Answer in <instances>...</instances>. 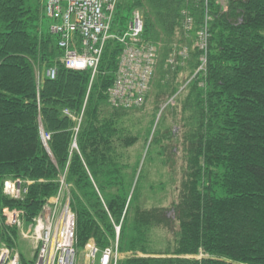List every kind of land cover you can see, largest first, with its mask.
Returning a JSON list of instances; mask_svg holds the SVG:
<instances>
[{"label":"trees","instance_id":"16d2710c","mask_svg":"<svg viewBox=\"0 0 264 264\" xmlns=\"http://www.w3.org/2000/svg\"><path fill=\"white\" fill-rule=\"evenodd\" d=\"M223 1L225 10L221 0H117L114 38L106 41L90 83V71H70L61 62L46 0H0V248L17 250L20 236L4 210L18 212L28 227L65 186L79 250L92 242L103 251L117 240L118 264H264V0ZM136 11L143 19L141 42L162 49L149 88L157 100L132 136L126 113L144 112L151 92L141 107L125 109L109 103L108 91L122 52L116 37ZM183 12L192 22L187 32ZM204 26L206 64L197 72L195 45ZM174 43L186 44L188 57L170 70L165 64ZM164 94L175 97L176 108L167 109L180 116L177 132L164 112L156 121ZM65 110L82 113L76 138ZM41 133L49 136L46 144ZM139 140L145 157L130 165L127 151ZM153 155L169 179L149 189H174L170 209L140 205ZM7 181L24 184L26 193L5 195ZM175 225L172 249L158 253L152 231L172 233Z\"/></svg>","mask_w":264,"mask_h":264},{"label":"built area","instance_id":"2783aa9c","mask_svg":"<svg viewBox=\"0 0 264 264\" xmlns=\"http://www.w3.org/2000/svg\"><path fill=\"white\" fill-rule=\"evenodd\" d=\"M116 3L117 0H46L45 13L52 21L50 33L55 37L57 48L62 52L61 62L70 71H90V83L97 73L106 41L114 38L110 33V26ZM182 24L186 32L192 25L186 12H183ZM142 32L143 19L136 11L127 30L116 37L122 45V52L114 83L108 91V101L114 107H141L152 83L157 62V47L141 42ZM197 35L195 47L201 52L197 70L199 72L206 64V26L201 28ZM187 57L188 50L185 47L183 52L180 50L176 56L173 55L167 64L174 66L177 60L184 61ZM55 75L53 69L46 73L49 79H54ZM63 113L75 123L73 136L76 138L82 113L79 116H74L67 110ZM42 140L46 144L49 136L42 133ZM72 147H76L75 142ZM62 190L61 187V192L50 199L34 224L28 226L25 231L19 213L4 210L6 223L19 228L22 237L31 240L35 251L32 264H117L116 245L115 249L110 247L99 251L92 242L84 246L83 260L80 261L75 238V216L69 208V202H63ZM3 191L10 198L19 199L27 189L18 181H7ZM0 264H21L20 255L16 250L0 248Z\"/></svg>","mask_w":264,"mask_h":264},{"label":"rangeland","instance_id":"374dc122","mask_svg":"<svg viewBox=\"0 0 264 264\" xmlns=\"http://www.w3.org/2000/svg\"><path fill=\"white\" fill-rule=\"evenodd\" d=\"M221 5H223V8L225 10V1L221 0ZM50 21L46 20L44 22V26L45 29H49L50 26ZM198 36V35H197ZM185 46H187L186 44H181V43H174L171 46V52L169 53V56L166 59V67H168V69L170 70H174L177 67L176 66H167V62L169 59L173 58V55H177V53L181 50L183 52ZM162 49V44L161 46H159L157 48V57L159 58L160 56V50ZM155 75V72H154ZM186 77V73H181L180 74V82L181 84L183 83L184 78ZM153 79H156V77H153ZM155 82V80H153ZM152 82V83H154ZM151 92V89L149 90ZM155 90H154V86H152V92H151V98L147 99L146 98V107L144 108V112H127L126 113V118H125V126L128 127H132L134 125V127L131 128L132 136H136L138 134V132L140 131V126L141 123L146 124L147 123V117H148V113H150L152 111L153 108V103L157 100L156 96H155ZM153 100V101H152ZM162 100V101H161ZM160 106H159V111L157 113V118L156 121L159 118L160 113H163L164 115H166L165 120L167 121V123L171 126V128L177 132V127H178V122L180 120V116L178 113V110L176 111V116H174V114L172 113L173 109L176 108L175 105V99L174 96H167V95H163L160 100ZM170 101H172V103H169ZM175 105V106H174ZM169 107H173L169 113ZM167 109V110H166ZM166 110V111H165ZM161 116V115H160ZM174 120L176 121L177 124H175ZM139 129V130H138ZM144 129V128H143ZM42 135V133H41ZM179 136V134H178ZM143 141L139 140V142L137 144H135L132 148L128 149L127 153L129 155V164L132 165L134 162L133 160H138L140 158L141 155V163L143 162V159L145 157V152H146V148L143 151ZM178 151L176 152V155L174 157V161H175V171L177 174V180L179 179V168L182 165V161H181V146L178 144L177 145ZM160 160L158 159L156 156H152V159L150 162H148L146 164V175L147 178L143 181V183L141 184V193H142V200H141V207L142 208H147V209H151V208H165V209H170L172 207V204L174 202V200L176 199L177 193L174 191V189H171V187L166 186L165 190L163 192H158V191H150L149 187L156 186L159 183H163L166 184L165 182L168 181L169 179V171L168 168H162L161 164H160ZM178 184V182H177ZM67 192V188L64 186L62 194H61V198L63 199V202H69V196L68 194L66 195ZM169 216L171 217L172 214H169ZM119 228H116V231ZM174 230V232L169 233L167 230L164 229H155L152 231V238L155 240L154 241V248L156 249V251L158 253L160 252H166L168 249H172L173 245H174V233L178 231L177 225L174 226V228H172V231ZM25 231V230H24ZM19 242H18V246H17V252L20 255V260L21 258H24L25 260V264H32V258L34 257V246L31 242V240L28 239H24L22 237V235L19 236ZM117 240H115L114 244H111V248L115 249V245H116ZM108 247V248H110ZM83 250V249H82ZM82 250H78L79 252V256H80V261L83 260V255L84 253L82 252ZM138 256H140V254H137ZM118 261L117 264L123 260V256L118 255ZM205 256H203L202 254L197 256V259H202ZM99 258V256L97 257V259ZM191 258V257H189ZM21 264L22 261H21ZM84 264H86L84 262Z\"/></svg>","mask_w":264,"mask_h":264},{"label":"crops","instance_id":"0c3cea01","mask_svg":"<svg viewBox=\"0 0 264 264\" xmlns=\"http://www.w3.org/2000/svg\"><path fill=\"white\" fill-rule=\"evenodd\" d=\"M22 228H23V230H26L27 227H22ZM21 233H22V232H21ZM20 235H22V234H20ZM19 238H20V237H19ZM34 252H35V251H34ZM33 256H35V255H33ZM33 258H34V257H33ZM33 258H32V259H33Z\"/></svg>","mask_w":264,"mask_h":264},{"label":"water","instance_id":"95a60500","mask_svg":"<svg viewBox=\"0 0 264 264\" xmlns=\"http://www.w3.org/2000/svg\"><path fill=\"white\" fill-rule=\"evenodd\" d=\"M46 149H47V147H46ZM48 151V150H47ZM49 152V151H48ZM50 154V153H49Z\"/></svg>","mask_w":264,"mask_h":264}]
</instances>
